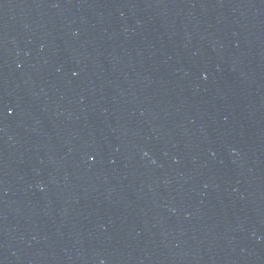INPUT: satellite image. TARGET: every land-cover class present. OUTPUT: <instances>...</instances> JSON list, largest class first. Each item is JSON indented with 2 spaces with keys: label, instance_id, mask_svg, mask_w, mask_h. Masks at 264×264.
Masks as SVG:
<instances>
[{
  "label": "water",
  "instance_id": "95a60500",
  "mask_svg": "<svg viewBox=\"0 0 264 264\" xmlns=\"http://www.w3.org/2000/svg\"><path fill=\"white\" fill-rule=\"evenodd\" d=\"M0 264H264V0H0Z\"/></svg>",
  "mask_w": 264,
  "mask_h": 264
}]
</instances>
